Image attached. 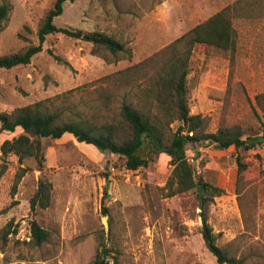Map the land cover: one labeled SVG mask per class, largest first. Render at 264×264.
Masks as SVG:
<instances>
[{
  "label": "rangeland",
  "instance_id": "rangeland-1",
  "mask_svg": "<svg viewBox=\"0 0 264 264\" xmlns=\"http://www.w3.org/2000/svg\"><path fill=\"white\" fill-rule=\"evenodd\" d=\"M236 1L66 2L54 19L57 27L111 36L125 44L127 54L109 63L92 54L89 43L49 35L29 64L0 70V113L48 101L50 110L65 116L110 124L102 108L103 77L153 56ZM54 2L0 0L10 8L0 31V57L38 43L37 30ZM232 26L233 49L194 45L187 101L190 114L204 118L207 132L238 127L244 139L264 132V0H245L232 15ZM136 79L114 92L115 111L123 99L137 102L138 86L146 81ZM19 134L20 129L0 134V144ZM41 145L42 167L33 158L0 159V264H94L102 243L107 264H217L201 239L194 193L166 197L162 190L172 169L166 155L130 171L123 158L100 153L69 134L43 139ZM186 155L196 174L223 190L206 210L217 246L245 264H264V145L251 150L204 145L197 153L188 147ZM21 169L25 172L16 183ZM41 180L52 185L50 204L31 213L30 200ZM32 220L48 232L40 246L31 240ZM9 223L16 232L5 239L1 230Z\"/></svg>",
  "mask_w": 264,
  "mask_h": 264
},
{
  "label": "trees",
  "instance_id": "trees-1",
  "mask_svg": "<svg viewBox=\"0 0 264 264\" xmlns=\"http://www.w3.org/2000/svg\"><path fill=\"white\" fill-rule=\"evenodd\" d=\"M74 0H55L47 11L37 30L38 43L24 51L0 57V70H10L17 66L27 65L31 59L42 51V45L49 35L59 34L66 38L80 40L92 45V54L99 55L106 62L118 61L119 56L127 54L125 44L111 36L96 32L57 27L54 19L63 12V5ZM245 0H237L215 13L204 22L196 25L189 32L178 37L174 42L155 53L153 56L121 71L101 79L102 108L111 119L110 124L97 125L78 119L73 115L65 116L61 111H52L46 103L38 101L33 104L0 113V134H21L0 144V159L14 155L22 162L33 158L38 167L44 163L41 141L57 140L69 134L78 143L91 145L100 153L113 154L124 159L127 170L135 171L147 167L154 156L164 154L169 158L172 167L169 178L162 190L166 197L185 192H193L198 209L201 212V239L207 251L216 259L217 264H245L241 259L229 255L225 248L217 246V236L206 221V210L223 190L205 181L195 173L186 155L188 147L197 153L200 146L212 145L218 150L233 146L235 150H251L264 145V132L261 135L242 138L238 127L219 128L215 132L206 131V122L200 115H191L187 101V82L189 60L194 45H206L227 51L234 47L235 31L232 26V15L238 12V6ZM10 8L7 3L0 5V31L8 20ZM136 78L146 81L140 89L137 102L123 99L118 107L112 106L116 90L134 85ZM112 93L114 95H112ZM263 95L257 96V102ZM238 171L243 169L240 158L236 159ZM4 167L0 170L3 173ZM25 169L17 174L16 183ZM16 183L13 186L14 194ZM52 185L41 180L30 200V212L46 209L50 204ZM106 212L105 210H103ZM31 240L40 246L48 238V232L34 220L29 225ZM12 223L7 224L1 235L6 239L14 234ZM108 250L101 244L100 255L94 264H107L104 257ZM101 256V258H100Z\"/></svg>",
  "mask_w": 264,
  "mask_h": 264
}]
</instances>
